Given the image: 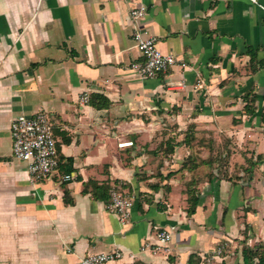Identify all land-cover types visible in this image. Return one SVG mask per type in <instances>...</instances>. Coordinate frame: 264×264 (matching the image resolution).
I'll return each instance as SVG.
<instances>
[{
  "label": "crops",
  "instance_id": "0c3cea01",
  "mask_svg": "<svg viewBox=\"0 0 264 264\" xmlns=\"http://www.w3.org/2000/svg\"><path fill=\"white\" fill-rule=\"evenodd\" d=\"M141 6L139 27L184 67L154 79L131 70L142 59L129 12ZM260 7L0 0V264H80L112 251L122 260L108 264H243L242 247L264 241ZM38 112L53 122L59 157L72 161L68 180L58 169L30 183L12 156L11 122ZM113 186L133 198L124 224L106 210ZM159 229L172 235L167 251L155 249Z\"/></svg>",
  "mask_w": 264,
  "mask_h": 264
},
{
  "label": "built area",
  "instance_id": "2783aa9c",
  "mask_svg": "<svg viewBox=\"0 0 264 264\" xmlns=\"http://www.w3.org/2000/svg\"><path fill=\"white\" fill-rule=\"evenodd\" d=\"M257 4V0H248ZM263 11L264 8L260 7ZM145 7L132 9L129 18L134 26L132 40L140 53L142 61L133 63L130 67L140 78L154 79L160 74L166 73L173 67H184V64L169 54H163L156 47V40L151 35H146L139 27L138 22L145 16ZM84 102L87 97H82ZM53 122L50 116L44 112H38L30 116L18 115L10 125V138L12 142V156L14 159L26 165L30 183H38L48 179L58 171V150L53 136ZM131 142H122L118 148L130 147ZM68 180L69 176H64ZM133 198L117 186L110 190L109 202L106 210L117 216L121 224L126 223L131 216ZM172 235L168 230L159 229L156 232L155 249L168 250ZM225 244L219 246L215 255L222 254ZM122 260L120 251L95 253L85 256L80 264H108L118 263Z\"/></svg>",
  "mask_w": 264,
  "mask_h": 264
},
{
  "label": "trees",
  "instance_id": "16d2710c",
  "mask_svg": "<svg viewBox=\"0 0 264 264\" xmlns=\"http://www.w3.org/2000/svg\"><path fill=\"white\" fill-rule=\"evenodd\" d=\"M251 59H253V55L251 56ZM97 97H99V96H96V98ZM252 101L253 100L246 102V112H248V113L249 112L253 113V111H254V108H253L254 102H252ZM248 104L251 105V108H247ZM103 107H105V105H103ZM262 120L264 121V110L262 111ZM71 162L72 161L69 158L64 159V158L58 157V169L61 170V172L64 174V176L70 175V173L72 172V168H71L72 163ZM89 186H90L89 182L84 185V188L82 190L83 194L88 193ZM99 189H101V188L94 187L92 192L94 194H96ZM103 190L104 189H101V191H103ZM109 197H110V193H109ZM63 200H64V203L66 205H70L72 203L71 199L69 198L68 192L66 190L64 191ZM187 201H188V205H189L188 209H187V215L191 216L195 212V209H196L198 202H199V198H197L195 196V193L193 192V194L188 197ZM108 202H109V200H108ZM240 254H241L243 264H264V241L253 246V247L243 246L241 251H240ZM129 264H145V263H142L140 261H136V262L129 263ZM186 264H204V263L199 258H197L195 256H190ZM221 264H224V263H221Z\"/></svg>",
  "mask_w": 264,
  "mask_h": 264
}]
</instances>
